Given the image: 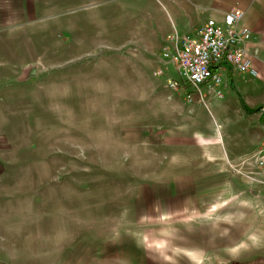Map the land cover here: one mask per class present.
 <instances>
[{"label": "rangeland", "instance_id": "1", "mask_svg": "<svg viewBox=\"0 0 264 264\" xmlns=\"http://www.w3.org/2000/svg\"><path fill=\"white\" fill-rule=\"evenodd\" d=\"M167 2L49 0L0 33V264H264L256 150L163 144L218 117L156 74Z\"/></svg>", "mask_w": 264, "mask_h": 264}, {"label": "crops", "instance_id": "2", "mask_svg": "<svg viewBox=\"0 0 264 264\" xmlns=\"http://www.w3.org/2000/svg\"><path fill=\"white\" fill-rule=\"evenodd\" d=\"M48 1L0 0V33L38 20L35 4ZM167 3L164 8L170 23L165 16L163 35L174 29L188 32L201 26L208 17L222 19L231 6L241 8L244 14L240 24L252 32L247 43V57L253 74L242 73L230 65L222 66L219 69L222 97L216 98L210 90L207 97L208 111L213 105L218 114L217 118L213 117L217 130L213 125L209 137L169 132L164 135L163 144L170 148L207 145L224 153L228 159L257 151L264 144V111L261 109L264 106V0H169ZM251 191L256 195L257 191Z\"/></svg>", "mask_w": 264, "mask_h": 264}, {"label": "built area", "instance_id": "3", "mask_svg": "<svg viewBox=\"0 0 264 264\" xmlns=\"http://www.w3.org/2000/svg\"><path fill=\"white\" fill-rule=\"evenodd\" d=\"M243 14L241 8L231 6L220 20L209 17L188 32L174 29L167 33L160 53L163 66L156 74L165 76L166 83L174 91H179L181 85L188 86L196 88L202 98L200 86L205 85L216 98H221L218 86L222 81L219 71L222 66L230 65L242 73L253 74L247 57V43L252 32L240 24ZM169 64L180 83L165 73ZM261 109L264 111V106ZM252 158L257 175L253 180L264 185V144Z\"/></svg>", "mask_w": 264, "mask_h": 264}]
</instances>
